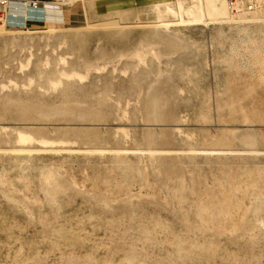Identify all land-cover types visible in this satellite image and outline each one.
I'll return each mask as SVG.
<instances>
[{
    "label": "rangeland",
    "instance_id": "rangeland-1",
    "mask_svg": "<svg viewBox=\"0 0 264 264\" xmlns=\"http://www.w3.org/2000/svg\"><path fill=\"white\" fill-rule=\"evenodd\" d=\"M64 3L68 21L29 20L56 29L49 40L0 22V264H264V84L251 83L264 21L189 29L183 40L162 31L147 0ZM142 48L149 69L122 59ZM60 52L68 69H107L55 92ZM19 128L50 143L18 144ZM225 189L235 193L226 202ZM203 205L242 209L214 210L208 226ZM231 214L237 226L225 221Z\"/></svg>",
    "mask_w": 264,
    "mask_h": 264
},
{
    "label": "bare ground",
    "instance_id": "bare-ground-1",
    "mask_svg": "<svg viewBox=\"0 0 264 264\" xmlns=\"http://www.w3.org/2000/svg\"><path fill=\"white\" fill-rule=\"evenodd\" d=\"M151 5H152V8H153V13H154V16H155V19H156V24L158 25V26H160L161 28H162V31L164 30V31H166V32H164V33H167V32H169L170 34L172 33H175V34H177V35H179V36H181L182 38H183V36H184V32L186 31V30H189V29H196V28H199V27H206V26H208V28H209V26H211V25H215V26H221V27H223V26H230V27H233V26H239V25H244V24H252V23H256V22H261V21H264V0H147ZM64 2H65V0H64ZM63 4V3H62ZM67 4V3H66ZM65 5V4H64ZM152 11V10H151ZM64 14V13H63ZM45 14L44 13H42V6H40V5H35L34 3H31V2H24V1H22V0H17V1H14V2H12L10 5H9V7L5 10V12H4V14L3 15H0V22H3V23H5V26H6V28H5V30L7 31V32H24V33H28V32H31V33H33V32H38V31H41V32H49V35H48V37H46L47 38V40H49V39H51L52 37H55L56 35H55V30L56 29H48V28H39V29H35V28H31V27H28V25H26V21H28V20H36L37 18H39V17H42V16H44ZM15 19H18L19 21L18 22H14V20ZM11 23H16V26H12L11 25ZM258 24V23H257ZM4 25V24H3ZM256 25V24H255ZM12 26V27H11ZM7 27H10V28H13V29H11V30H9V29H7ZM214 27V26H213ZM207 28V29H208ZM218 28V27H217ZM161 30V29H160ZM218 30V29H217ZM221 30V29H220ZM219 31V30H218ZM223 31V30H222ZM170 34H168L169 35V38H170ZM218 34V33H217ZM216 34V35H217ZM251 34V33H250ZM45 35H43V37H44ZM174 36V35H173ZM189 36V35H188ZM220 36V35H219ZM180 37V38H181ZM216 37V36H215ZM46 38L44 39V40H46ZM58 39L60 38V37H57ZM173 38V37H172ZM176 37H174V39H175ZM179 38V37H178ZM179 38V39H180ZM13 39H15V38H13ZM20 39V38H19ZM41 39H42V37H41ZM177 39V38H176ZM22 40V39H21ZM30 40V39H29ZM46 40V41H47ZM63 40V39H62ZM178 40V39H177ZM181 40V39H180ZM183 40H184V38H183ZM211 40H212V38H211ZM23 41V40H22ZM27 40H25L24 39V42L25 43H27L26 42ZM42 41H43V39H42ZM53 41V40H52ZM51 40H50V43L52 42ZM65 41V40H64ZM214 41V40H213ZM216 41V40H215ZM15 42H17L16 41V39H15ZM44 42V41H43ZM58 42V41H57ZM208 42H210V41H208ZM23 43V42H22ZM45 43V42H44ZM66 43V42H65ZM198 43V42H197ZM15 44V43H14ZM17 44V43H16ZM19 44H20V41H19ZM47 44H49V43H47ZM63 44V45H62ZM68 44V43H67ZM194 44H196V43H194ZM25 45V44H24ZM24 45H22V46H24ZM30 45V44H29ZM29 45H27V48H28V46ZM60 46L59 47H61V45L64 47V42L63 43H61V44H59ZM22 46H21V48H22ZM50 46V45H49ZM148 46V45H147ZM154 47H155V45H153ZM152 45H151V49H154V48H152L153 47ZM26 47V46H25ZM25 47H23V50H24V48ZM32 47V46H31ZM47 47H48V45H47ZM58 47V46H57ZM67 47V46H66ZM146 47V45H144V48ZM33 48V47H32ZM147 48V47H146ZM145 48V49H146ZM150 47H148V49H149ZM216 48H218V47H216ZM26 49V48H25ZM48 49V48H47ZM137 49H140V47H137ZM147 49V50H148ZM151 49H149V50H151ZM197 49V48H196ZM27 50H29V49H27ZM55 50V49H54ZM146 50V51H147ZM206 50H208L207 48H206ZM31 51V50H30ZM43 51V50H42ZM56 51V50H55ZM134 51H136V52H134L133 54H131L129 57H126L127 59H125V56H124V58H122V59H124V60H127L128 61V59L131 61V63H132V65L134 66V68H138V67H140V66H142V67H144L145 66V68H147L146 67V63H148V58L147 57H149V55L145 52V51H143V48H142V51L141 50H139V51H137L136 49H134ZM152 51V50H151ZM32 52V51H31ZM49 52H50V50H49ZM53 52V51H52ZM51 52V53H52ZM131 52V51H130ZM153 52V51H152ZM24 53V52H23ZM41 53V52H40ZM55 53V52H54ZM53 53V54H54ZM60 53H62V52H60ZM60 53H58L59 55H60ZM71 53V52H70ZM155 53V52H154ZM153 53V55L155 56V55H157L156 53L154 54ZM157 53H158V51H157ZM195 53V52H194ZM48 54V53H47ZM47 54H46V56H47ZM63 54V53H62ZM65 54V53H64ZM64 54L63 55H60L59 57H58V61H57V68H56V66L54 67V68H56V73L55 74H53V75H55V76H53V77H48L49 78V83H50V89H52V90H54L55 92L57 91L58 93H59V91H58V89H62V86L65 84V82H69V84L71 83V82H74L73 83V85L75 84V83H82L81 85H83L85 82H87L91 77H92V75L94 74V72H97V73H101V72H105V70L107 69V64L106 63H104V64H102V63H97L96 65H94V66H89V67H86L85 69H84V67H83V69L84 70H81V69H78V68H80V67H75V66H73V68H72V64L70 65L71 66V69H68L67 68V66L69 65V60H68V53L67 54H65V55H67V57L66 56H64ZM121 54H123V53H121ZM126 54V53H125ZM124 54V55H125ZM128 54V53H127ZM126 54V55H127ZM29 56L26 58V61H21L20 62V64H19V67L18 68H20V70L21 71H24V70H26L27 68H29L30 67V65H31V63H32V60H33V57H34V54H33V52L31 53V54H28ZM54 55H57L56 53L54 54ZM70 55V54H69ZM152 55V56H153ZM205 55V54H204ZM21 56V55H20ZM45 56V57H46ZM50 56H51V54H50ZM50 56H48V58H44V60H43V58L41 57V60H43V61H41V63L40 64H42V66H44L45 67V69H46V67H49L52 63H51V61H50V59H49V57ZM53 56V55H52ZM76 56V55H75ZM120 56V55H119ZM151 56V57H152ZM158 57H160L159 56V54L157 55ZM71 57H74V56H71ZM70 57V58H71ZM121 57V56H120ZM203 57H205V56H203ZM40 58V57H39ZM52 58V57H51ZM57 58V57H56ZM75 58V57H74ZM156 58V61H157V57H155ZM154 58V59H155ZM53 59V58H52ZM51 59V60H52ZM78 59V58H77ZM120 59V58H119ZM171 59V58H170ZM36 60H39L38 58L36 59ZM53 60H57V59H53ZM75 60V59H74ZM117 60H118V58H117ZM124 60H121L120 59V61H124ZM210 60V59H209ZM33 62H34V60H33ZM40 62V61H39ZM72 62V61H71ZM202 62V61H201ZM215 62V61H214ZM219 62V61H218ZM55 63V62H54ZM73 63V62H72ZM117 63V62H116ZM123 63V62H122ZM210 63V62H209ZM38 64V63H37ZM39 64V65H40ZM80 64V63H79ZM124 65L126 64V63H123ZM122 64V65H123ZM143 64H145L144 66H143ZM149 64V63H148ZM147 64V65H148ZM33 65V64H32ZM55 65H56V63H55ZM81 65V64H80ZM123 65V66H124ZM127 65V64H126ZM125 65V66H126ZM131 65V66H132ZM190 65H192V64H190ZM36 66V65H35ZM129 66H130V64H129ZM160 66V65H159ZM189 66V65H188ZM194 66H196V65H194ZM204 66V65H203ZM225 66V65H224ZM258 66H259V72H258V75H256L255 77H253L252 78V81H251V83L253 84V85H262V84H264V61H262V62H260V63H258ZM38 67V66H37ZM40 67H41V65H40ZM69 67V66H68ZM149 67V66H148ZM197 67V66H196ZM32 68V67H31ZM52 68V67H51ZM119 68H121V67H119ZM123 68H125V67H123ZM127 68H130V67H128L127 66ZM133 68V69H134ZM214 68V67H213ZM40 69H42V68H40ZM49 70H50V68H48ZM112 70H113V68H111ZM115 70L117 69V66H115V68H114ZM132 69V68H131ZM131 69H129V70H131ZM132 69V70H133ZM147 69H149V68H147ZM190 69V68H189ZM196 69V68H195ZM205 69V68H204ZM31 70V69H30ZM29 70V71H30ZM37 70V69H36ZM47 70V69H46ZM137 70V69H136ZM197 70V69H196ZM214 70V69H213ZM218 70V69H217ZM32 71V70H31ZM30 71V72H31ZM45 71V70H44ZM54 71V72H55ZM125 74H126V70H122ZM140 71V70H139ZM190 71V70H189ZM37 71H35V73H36ZM42 72V71H41ZM53 72V73H54ZM123 72H121V75H124V73ZM129 72V71H128ZM127 72V73H128ZM131 72V71H130ZM129 72V73H130ZM144 72V71H143ZM27 73V72H26ZM29 73V72H28ZM38 73V72H37ZM112 73H114V70H113V72ZM119 73H120V71H119ZM123 73V74H122ZM133 73V72H132ZM185 73V72H184ZM187 73V72H186ZM30 74V73H29ZM34 74V73H33ZM107 74V73H106ZM105 74V75H106ZM187 74H190L189 72L187 73ZM215 74V73H214ZM102 75H104V74H102ZM101 75V76H102ZM105 75H104V77H105ZM120 75V76H121ZM137 75V74H136ZM139 75H140V73H139ZM181 75V74H180ZM28 76V75H27ZM30 76H31V74H30ZM41 76V75H40ZM100 76V75H99ZM107 76V75H106ZM126 76V75H125ZM129 76V75H128ZM127 76V77H128ZM131 76H132V74H131ZM131 76H130V78H131ZM134 76V75H133ZM132 76V77H133ZM29 77V76H28ZM37 77V76H36ZM110 77H112V75L110 76ZM160 77V76H159ZM199 77V76H198ZM202 77V76H201ZM35 78V77H34ZM47 78V77H46ZM139 78V77H138ZM230 79H231V76L229 77ZM29 79H31L32 80V77L31 78H29ZM94 79V78H93ZM102 79V78H101ZM121 79H122V77H121ZM127 79V78H126ZM180 79H182V78H180ZM206 79V78H205ZM3 80V79H2ZM39 80H40V78H39ZM100 80V79H99ZM139 80V79H138ZM137 80V81H138ZM30 81V80H29ZM28 80H27V83L28 84H30V82H29ZM33 81V80H32ZM120 81V80H119ZM130 81V80H129ZM134 81V80H133ZM191 81V80H190ZM43 82V81H42ZM47 82V81H46ZM113 82V81H112ZM115 82V81H114ZM49 83H48V86H49ZM11 84L12 85H14V87L16 86V87H18V83L16 82V81H14V80H10L9 81V84L8 85H10V87H11ZM34 83H32V85H33ZM44 84V83H43ZM47 84V83H46ZM68 84V85H69ZM93 84V83H92ZM99 84V83H98ZM188 84V83H187ZM8 85H3V87L5 88V87H7ZM27 85V84H26ZM31 85V86H32ZM91 85V84H90ZM124 85V84H123ZM196 85V84H195ZM214 85V84H213ZM28 86V85H27ZM47 86V85H46ZM69 86H72V85H69ZM132 86H134V84L132 85ZM131 86V88H133ZM180 86V85H179ZM187 86V85H186ZM36 87H40V86H38V84H37V86ZM84 87V86H83ZM88 87V86H87ZM94 87V86H93ZM8 88V87H7ZM19 88V87H18ZM23 88H25V87H23ZM32 88L33 87H30V88H28V90L30 89V90H32ZM42 88V87H41ZM48 88V91L49 92H51V90ZM63 88H64V86H63ZM68 88V87H67ZM71 88H73V86L71 87ZM80 88V87H79ZM6 89V88H5ZM44 89V88H43ZM81 89H83V88H81ZM86 89V88H85ZM84 89V90H85ZM90 89H91V87H90ZM130 89V88H129ZM134 89V88H133ZM179 89V88H178ZM231 89V88H230ZM2 90V89H1ZM18 90V89H17ZM27 90V91H28ZM42 90V89H41ZM46 90H47V88L45 89V92L44 93H46ZM63 90V89H62ZM66 90V89H65ZM69 90V89H68ZM67 90V91H68ZM89 90V89H88ZM135 90V89H134ZM140 90V89H139ZM4 91V90H3ZM2 91V92H3ZM7 91H10V90H7ZM26 91V92H27ZM47 91V94L49 93ZM87 91V90H86ZM136 91V90H135ZM25 92V93H26ZM34 92V91H33ZM78 92V91H77ZM85 92V91H84ZM90 92V91H89ZM137 92H138V88H137ZM141 92H143V91H140V94H141ZM5 93V92H4ZM52 93V92H51ZM80 93V92H79ZM87 93V92H86ZM131 93V92H130ZM223 93V92H222ZM46 94V95H47ZM50 94V93H49ZM53 94V93H52ZM63 94V93H62ZM137 94V93H136ZM206 94V93H205ZM232 94V93H231ZM79 95V94H78ZM83 95V94H82ZM91 95V94H90ZM93 95H94V92H93ZM133 95V94H132ZM193 95V94H192ZM75 96V95H74ZM85 96V95H84ZM107 96H109V95H107ZM128 96V95H127ZM139 96V95H138ZM96 97V96H95ZM94 97V98H95ZM110 97V96H109ZM113 97V96H112ZM115 97V96H114ZM114 97L112 98V99H114ZM135 97H137V96H135ZM134 97V98H135ZM229 97V96H228ZM10 98H11V96H10ZM129 98V97H128ZM233 99H231V100H233V101H235L234 100V97H232ZM236 98V97H235ZM4 99V98H3ZM60 99V98H59ZM91 99V98H90ZM104 99V98H103ZM111 99V100H112ZM117 98L115 97V99H114V104H119V102L118 101H115ZM63 100V99H62ZM92 100V99H91ZM110 100V101H111ZM119 100H122L121 98H119ZM134 100H136V99H134ZM9 101V100H8ZM123 101H125V99L123 100ZM130 101H132V100H130ZM137 101V100H136ZM227 101H228V98H227ZM111 102V103H112ZM116 102V103H115ZM118 102V103H117ZM126 102H128L129 103V101H128V99L126 98V101H125V105L128 107L129 106V104L128 103H126ZM120 103H124V102H120ZM132 103V102H131ZM139 103V102H138ZM232 102H229V104H231ZM121 104V105H122ZM136 104V103H135ZM235 104H237V103H235L234 102V105ZM113 105V104H112ZM121 105H118V106H121ZM218 105V104H217ZM124 106V105H123ZM122 106V107H123ZM125 106V107H126ZM232 106H233V104H232ZM231 105H230V108L232 107ZM117 107V106H116ZM130 107V106H129ZM115 109H118V108H115ZM126 109V108H125ZM128 109V108H127ZM126 109V111H125V113L127 114H130L131 112L129 111V110H127ZM131 109V108H130ZM120 110V109H119ZM122 112H124V110L122 111ZM239 112V111H238ZM231 113H232V111H231ZM115 114H118V111H117V113H115ZM122 114H124V113H122ZM123 115V117L125 116H129L128 114L127 115ZM233 114V113H232ZM240 114V113H239ZM120 115V114H119ZM241 115V114H240ZM234 116V115H233ZM122 117V116H121ZM130 117V116H129ZM142 117V116H141ZM128 118V117H127ZM182 119H184V118H182ZM228 119V118H227ZM245 119V118H244ZM247 119V118H246ZM245 119V120H246ZM135 121V120H134ZM125 123V122H124ZM126 125V124H125ZM249 127V126H248ZM121 128V127H120ZM131 128V127H130ZM4 129V131H6L5 129H7V128H2V130ZM11 129V128H10ZM15 129H17V128H15ZM20 129V128H19ZM8 130V129H7ZM25 130V129H24ZM3 131V132H4ZM12 131V130H11ZM118 131H119V129H118ZM121 131H123V132H125L124 134H123V136L125 137L126 135H129V133H128V131H125V129L124 130H122L121 129ZM179 131V130H178ZM181 131V130H180ZM183 132H184V130H183ZM241 132V131H240ZM247 132V131H246ZM118 134H119V132H118ZM184 134H186V133H184ZM238 134V133H237ZM241 134V133H240ZM249 134V133H248ZM116 135H117V133H116ZM244 135V134H243ZM16 137H17V143L18 144H21V145H27V144H30V143H33L34 141H35V143L37 142V144H38V146L39 145H41V144H45L46 146H48V143H50V142H47V141H49V139H47V141H44V140H39V138L38 139H36V137L33 135L32 136V134H29V132L27 133V132H25V131H22V129H20L19 131H18V133L15 135ZM15 137V138H16ZM41 137H43V136H41ZM45 137V136H44ZM127 137V136H126ZM125 137V138H126ZM135 138V137H134ZM11 139V138H10ZM122 139V138H121ZM132 139V138H131ZM212 139V138H211ZM243 139V138H242ZM14 138H13V142H14ZM38 140V141H37ZM55 140V139H54ZM136 140V139H135ZM205 140V139H204ZM245 140V139H244ZM16 141V140H15ZM56 141V140H55ZM58 141V140H57ZM60 141V140H59ZM58 141V142H59ZM61 141H62V139H61ZM61 141H60V143L59 144H62L61 143ZM65 141V140H64ZM68 141V143L70 144V142H69V140H67ZM66 141V142H67ZM249 141V140H248ZM40 144H39V143ZM54 142V141H53ZM57 142V143H58ZM63 142V141H62ZM65 142V143H66ZM138 142V141H137ZM200 142V141H199ZM246 142H247V140H246ZM250 142V141H249ZM10 143V142H9ZM56 143V142H55ZM55 143L53 144V145H55ZM196 143H198V142H196ZM64 144V143H63ZM137 144V143H136ZM203 144V143H202ZM9 145V144H8ZM15 145V144H14ZM51 145H52V142H51ZM58 145V144H57ZM29 146V145H28ZM28 146H26V148H23V149H28V150H32L33 148H28ZM36 146V145H35ZM34 146V147H35ZM70 146V145H69ZM131 146V145H130ZM133 146H135V145H133ZM31 147V146H30ZM33 147V146H32ZM67 147V146H66ZM36 148L37 147H35L34 149L36 150ZM43 148V147H42ZM42 148H41V150H42ZM56 148V147H55ZM13 149V148H12ZM15 149H18L17 147H15ZM38 149V148H37ZM48 150H49V148H47ZM53 149V148H52ZM62 149V148H61ZM67 149V148H66ZM73 149V148H72ZM71 149V150H72ZM156 149V148H155ZM40 150V149H39ZM46 150V149H45ZM69 150H70V148H69ZM138 150H139V148H138ZM191 150V149H190ZM196 152H197V150L196 149H194ZM204 150V149H203ZM207 150H209V149H207ZM229 150V149H228ZM231 150V149H230ZM229 150V151H230ZM52 151V150H51ZM57 151V150H56ZM140 151V150H139ZM145 151H146V149H145ZM151 151H153V150H150V152ZM155 151H157V150H155ZM155 151H154V153H155ZM161 151V150H160ZM192 151V150H191ZM195 151H193V153H196ZM199 151V150H198ZM211 152H212V150H210ZM210 151H208V152H210ZM215 151H217V150H215ZM214 150H213V152H215ZM219 151V150H218ZM217 151V152H218ZM223 151V150H222ZM225 151V150H224ZM228 151V152H229ZM69 152V151H68ZM104 152V151H103ZM210 152V153H211ZM232 152V151H231ZM126 154H127V152H125ZM135 154H136V152H134ZM143 152L141 151V154H142ZM145 153H147V152H144V155H145ZM191 153V152H190ZM200 153H202L201 151H200ZM207 154V152H205L204 151V154ZM209 153V154H210ZM220 153H223V152H221V150H220ZM226 153V152H225ZM230 153V152H229ZM237 153V152H236ZM139 154V153H138ZM214 154V153H213ZM227 154V153H226ZM225 154V155H226ZM153 155V154H152ZM212 155V154H211ZM130 156V155H129ZM129 159V158H128ZM146 184V183H145ZM192 188V187H191ZM222 193H223V195H224V199H225V202L226 201H230L232 198V196L235 194L234 192H231V191H227L226 189L225 190H223L222 191ZM218 200V199H217ZM217 200H215L216 202H217ZM219 202V201H218ZM213 203V202H212ZM228 203V202H227ZM240 209H242L239 205H237V206H234V207H232V206H224V207H215V206H209V205H203V206H201L200 207V211L202 212V219H203V222H205V224H207L208 226H209V224H211V223H213V222H215L216 221V217L215 216H213V215H210L209 213L210 212H212V211H214V210H220V211H222V212H233L234 210H240ZM234 216L235 215H228V217L225 219V221L226 222H228L229 224H231V225H235V226H237V224H235V222H233V218H234ZM237 222V221H236ZM222 228V227H221ZM217 230H219V228L217 229Z\"/></svg>",
    "mask_w": 264,
    "mask_h": 264
},
{
    "label": "crops",
    "instance_id": "crops-1",
    "mask_svg": "<svg viewBox=\"0 0 264 264\" xmlns=\"http://www.w3.org/2000/svg\"><path fill=\"white\" fill-rule=\"evenodd\" d=\"M63 3V4H62ZM64 0H60L58 2L52 0H43L40 4L42 6V13L45 16L49 17L47 20L53 21H65L67 18L68 21V12L67 9L64 7ZM64 13V14H63ZM46 20V19H36V21ZM30 21L28 20L26 25H28ZM67 23V22H66Z\"/></svg>",
    "mask_w": 264,
    "mask_h": 264
},
{
    "label": "built area",
    "instance_id": "built-area-1",
    "mask_svg": "<svg viewBox=\"0 0 264 264\" xmlns=\"http://www.w3.org/2000/svg\"><path fill=\"white\" fill-rule=\"evenodd\" d=\"M17 0H0V15H3L5 10L9 7V5ZM24 2H31L35 5H40L43 0H22Z\"/></svg>",
    "mask_w": 264,
    "mask_h": 264
}]
</instances>
